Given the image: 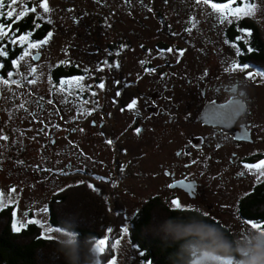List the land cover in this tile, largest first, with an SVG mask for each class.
<instances>
[{"label": "rangeland", "instance_id": "rangeland-1", "mask_svg": "<svg viewBox=\"0 0 264 264\" xmlns=\"http://www.w3.org/2000/svg\"><path fill=\"white\" fill-rule=\"evenodd\" d=\"M24 2L25 0H18L15 5L18 12L25 8ZM41 3H39L36 12L38 14L40 12L39 17L43 19V16H47L49 11L45 13L40 7ZM139 3L137 13L133 11L131 16L134 17L136 14V16L141 15L143 17L149 12L162 14L172 11L173 19L168 20V22L169 24L172 23L173 27L168 26V30L173 29V34L177 33L176 35H182L180 28L182 23L177 18L187 10L186 20H182V22H188L189 26V43L183 48L184 56L177 52L165 54L169 61L173 60V63L176 64L174 70L176 75H182L189 69L190 76L199 78L197 77L199 72L205 71L213 62H219L226 66L225 62H229L234 53V49L225 45L224 41L226 40L225 28L232 22V19L241 20L242 17L248 16L264 30V0H244L240 4L236 3V6L231 5L234 9L236 7L245 8L246 5L254 4L256 11L253 15H241L239 18L229 15L228 20L223 22L220 19L221 14L215 12L210 3L205 4L199 0H141ZM30 12V10L27 11L18 19L13 16L15 18L12 20L0 22H3L5 26L17 25L20 23V19L25 18ZM55 12L61 13L62 16L55 20H49L51 29L56 32L51 31V34L56 35L47 40V43L41 44L39 48L31 49V56L25 57L23 60L19 58L20 63L24 62V66H26V62L32 63L33 57L41 51L49 52L53 57L56 56L60 46L70 42L80 31L79 29L75 31L72 28L76 22L70 19V14H67L69 10L63 11V5H57ZM64 13L66 14L63 15ZM151 23L154 24L155 20ZM156 27L155 29H157ZM76 28H83V26L78 25ZM121 30L127 36L135 32L133 27H123ZM13 33L16 36L17 31H13ZM61 34L63 35L61 36ZM8 35L11 36L12 32L10 31ZM16 37L18 38V36ZM128 38L135 40L134 37ZM28 43H30L29 40L23 45L19 42L12 44L19 47L27 45L23 48L24 52L28 48ZM217 50L218 52H216ZM140 58L139 54L137 59ZM136 74L138 77L140 76L138 69ZM147 76L149 77L147 82H140L138 86V89L141 87L140 96L143 97V100H150V95L154 91L160 92L164 86L163 83H154L155 79L152 78V75ZM220 78L226 80L224 84L231 85L234 77L230 75L227 79L223 76L216 78L214 81L218 85H220ZM0 82L2 81L0 80ZM26 84L32 83L26 82ZM133 87L136 89L135 85ZM162 89L165 93L173 92L167 85ZM33 94L34 92L29 86H21L20 83H9L7 87L0 84V110H2L0 112V134L11 138L2 139L5 142L10 140V148L8 155L5 156L7 162L3 163L0 159V168L5 167L3 171L0 170V194H2L5 203V206L0 207V210L6 207L14 209L12 226L15 232H19L33 223L41 229L45 237L56 240L60 232L48 231V229H57L53 228L48 221V206L51 199L68 188L86 185L95 190V187H98L114 195H111L112 207L117 203L115 206L123 208L127 231L124 229L119 239L108 237L105 250L102 253L96 251L95 255L102 256L108 252V249H112V256L106 264H109L113 259H115L116 264H144L140 259L142 253L130 240L129 229L144 203L156 196H160L164 200L166 197H171L169 184L172 174L176 173L179 180L184 178L191 184L197 183V188L200 190L198 192L202 197L200 201L190 203V208L182 210L196 211L201 214L208 213V217L219 222L232 234L237 247L248 240V232L253 231V229L249 227L248 221L239 216V198L244 195L248 196L253 186L264 180V176L260 175V172L264 171V167H261L259 171L255 168L251 170L246 168L244 171L239 170L243 168L227 169L232 166L229 163L230 157L237 153L240 155L241 149L239 147L231 146L228 141L225 142V139L215 141V136L212 134L208 146L218 147L221 142L225 147H221V149L212 148L206 152L196 151L191 159L180 162L177 160L176 153L183 149L181 146L182 132L185 130V133L199 136L197 134L202 133L201 128L198 125H191L192 122H184L178 125L166 124L167 118L163 119L158 114L152 117L150 111L144 110V108L147 109V106L143 100L140 104L136 103L134 110L136 117L145 126L142 133L136 135L130 131L131 125L136 122L135 117H131L129 123H126L122 129L120 143L115 144L113 138L112 143L109 144L105 141L101 130L91 129L85 116H82L77 124L73 123L77 108L72 103V107L67 104L64 107L65 111L62 108L61 115L56 117V103L49 102L48 98L42 97L43 102L50 106L46 107L45 110L40 108V112ZM61 104H63L62 99ZM21 105L23 107H20ZM108 108L110 111L112 110L110 107ZM32 110L38 111L34 114ZM128 114L130 113L127 112L125 115L127 119L130 118ZM116 118L114 115V119ZM7 120L12 124H8ZM17 122L22 124L23 132L26 134L25 143L19 142L18 135L12 137L10 132L8 135L1 132V129L5 130V126L16 128ZM257 126L258 124L254 125V128ZM164 128L173 129L170 132L178 136L175 141L170 140L168 136L170 132L166 134L163 131ZM71 129H73V134L70 132ZM17 131L19 130L17 129ZM188 134L185 136L188 137ZM52 137L56 139L54 144H52ZM39 138L43 140L41 145L36 143ZM5 142L0 140V153L4 150ZM176 142L179 144L176 145ZM175 151L176 153H174ZM211 156L221 158L225 165L215 162L212 164L206 159V157ZM192 159L196 165H190ZM118 163L119 169L116 168ZM242 172L245 176L239 178L238 176ZM166 173L172 174L169 177ZM176 176L173 177L176 179ZM166 185H168L167 191L165 190ZM13 189L14 191H12ZM171 201L167 199L165 204L173 208ZM206 201L213 204L215 208H199L205 205ZM20 225L23 226L20 227ZM17 227H20L19 231H16ZM95 264H100L98 258Z\"/></svg>", "mask_w": 264, "mask_h": 264}, {"label": "flooded vegetation", "instance_id": "flooded-vegetation-1", "mask_svg": "<svg viewBox=\"0 0 264 264\" xmlns=\"http://www.w3.org/2000/svg\"><path fill=\"white\" fill-rule=\"evenodd\" d=\"M199 1L202 2V0ZM41 2L43 0H25L24 6L29 10L35 6L37 11ZM47 2L49 6L47 16H43L42 19L39 17L40 12L39 14L30 12L24 20L33 17L50 26L49 20H55L61 16V13L55 12L56 6L63 5V11L69 10L67 14H70V19L76 22L72 28L75 31L80 30L76 37L61 45L56 56L53 57L49 52L41 51L34 56L37 58H33L32 63L26 62V66H24V62L20 63L19 58L23 48L27 45L19 47L11 43L12 47L5 48L9 50L8 53L15 52L17 56L14 59H9L7 63H0L3 65L0 67V80L8 79L10 83L15 81L21 86H29L34 92L32 96L35 98L39 111L40 108L45 110L50 106L43 102L42 97L48 98L49 102L56 103V117L61 115L62 108L64 109L67 104L71 106L72 103L77 108L74 113V124H77L78 120L85 116L91 129L101 130L106 142L114 138V143L118 145L121 141L122 129L126 123H129L131 117H135L136 122L131 125L130 131L140 135L145 127L142 121L136 117L134 112L136 106L129 108L128 105L133 100L140 104L143 97L140 96L141 87L138 89V86L140 82H147V78H149L147 75H152V78L155 79L154 83H163L162 88L167 85L173 92L165 93L162 88L160 92L154 91L150 95V100H143L147 106V109L144 108V110L150 111L152 117L158 114L163 119L167 118L166 124L178 125L192 122L191 125H198L201 128L202 133L197 134L199 136L185 133V130L182 132L181 146L183 149L177 153L174 152L178 161L191 159L196 151L206 152L212 148L225 147L221 142L218 147H209L208 143H210L209 139L212 134L215 136V141L225 139V142L228 141L231 146L234 145L241 149L240 155L237 153L230 157L229 163L232 166L228 168L225 166V168H243L239 170L244 171L245 165H256L264 160V77L258 74L264 72V63L253 65L250 60L252 52L246 53L239 50L237 41L245 38L243 31H240V36L229 32L232 26L236 28V25L245 19L251 20L248 16L242 17L241 20L232 19V22L225 28V45L234 49L231 60L225 62L226 66L219 62H213L205 71L200 70L202 73L199 72L197 76L199 78H195L190 76L189 69L182 75H176L174 71L176 64L173 63V60L167 59V55L174 52L182 53L184 56L183 48L189 43V26L188 22H182V20L185 19L187 10L177 18L182 23L180 25L182 35H176L177 33L173 34V29L168 30V26L173 27L172 23L168 22L173 19L172 11L162 14L149 12L143 17L136 16V14L134 17L131 16L133 11L137 13L141 0H47ZM236 3L240 4L241 2H234L231 5L236 6ZM153 20H155L154 24L151 23ZM78 25L83 28H76ZM123 27H133L135 32L127 36L121 30ZM51 31L54 32L50 29L49 32L44 33L40 25L37 29L25 30L23 35L29 36L30 43L33 41L43 42L56 35L51 34ZM242 35L244 36L242 37ZM128 37H134L135 40ZM139 54L141 58L137 59ZM5 58H9V56L7 55ZM13 61H19V67L14 66ZM233 64L248 65V68L243 71L233 70ZM31 69H35V72H32ZM137 69L139 77L136 74ZM2 72H6L7 76L1 75ZM9 73L12 75L9 76ZM248 73L255 75L250 78ZM230 75L234 77L231 85L224 84L226 80L221 78L218 79L220 85L214 81L221 76L227 79ZM175 76L178 78H173ZM29 81H34V83L26 84ZM101 83L104 85L103 88L99 87ZM134 85L136 89L133 87ZM7 86L4 84V87ZM61 99L63 104H61ZM108 107L112 109V112ZM70 110L72 111V108ZM32 111L34 114L37 112L36 110ZM127 112L130 113L128 114L129 119L125 117ZM114 115L117 117L116 119H114ZM118 117L120 118L118 119ZM6 122L12 124L9 120ZM16 124V128L5 126V130L1 129V132L5 135L10 132L12 137L18 135L19 142L25 143L26 134L23 132L22 124L20 122ZM257 124L258 126L254 128V125ZM137 128L140 129L139 133L136 132ZM163 131L167 134L173 129L164 128ZM70 132L73 134V129ZM185 134H188V137L191 136L189 140ZM168 136L171 141H175L178 137L172 132ZM1 137L11 139L8 136L1 135ZM52 138V144H54L56 139ZM42 142L41 138L36 140L37 144L41 145ZM179 142L175 144L178 145ZM5 143L4 150L0 153V159L3 162H7L5 156L9 152L10 140ZM206 159L212 164L225 165L221 158L215 156L206 157ZM193 161L192 159L190 165H196V162ZM116 168L119 169V163ZM4 169L5 167L0 168L1 171ZM171 174L166 173L169 177ZM174 175L176 176V173L172 174L169 184L171 197H166L164 200L162 197L156 196L154 199H158L164 205H166L167 199H178L182 205L186 206L185 208H190V203L201 200L197 183L191 184L184 178L179 180L177 176L175 179ZM244 176L245 174L242 172L238 177ZM189 184L193 186L191 192L187 187ZM260 184H264V180L256 183L252 191ZM167 188L168 185L165 187L166 191ZM109 195L113 194L109 193ZM244 197L246 195L239 198L240 205ZM205 205L199 208H215L207 201ZM238 208L240 207L238 206Z\"/></svg>", "mask_w": 264, "mask_h": 264}, {"label": "trees", "instance_id": "trees-1", "mask_svg": "<svg viewBox=\"0 0 264 264\" xmlns=\"http://www.w3.org/2000/svg\"><path fill=\"white\" fill-rule=\"evenodd\" d=\"M242 1L244 0H235V2ZM211 2L229 3V0H211ZM20 20L17 25H11L12 34L13 31H17L18 37L23 35L25 30L37 29L40 25L44 33L51 29L49 25L37 18ZM229 30L231 34L239 36L240 31L245 33V38L237 42L239 50L246 53L252 52L250 60L253 65L264 63V30L258 23L245 19L236 25V28L232 26ZM7 39L4 38L0 45L12 47ZM5 51L9 52L6 48ZM8 56L9 58L0 57V63H7L9 59H14L17 55L12 52L8 53ZM1 75L7 76L6 72H2ZM112 200L106 190L98 187L94 190L82 185L61 191L49 202V224L53 228L61 229L72 226L79 234L82 242L79 264H95L97 258L100 264H106L111 258L112 249H108V252L102 256H96L95 252L98 241H106L108 237L119 239L126 226L123 208L112 207ZM178 216L183 217L182 220L177 221L178 223L189 224L201 220L213 225L223 232L228 242L236 246L232 234L211 217L196 211L176 210L164 205L158 199H151L140 207L138 216L129 229L130 240L142 253L141 262L144 264H189L181 248L189 241H174L172 235L163 227L167 217ZM239 216L245 221L264 222V184L257 185L248 196L242 199ZM13 220L12 207L0 210V264H67L60 251V245L55 243L56 240L45 237L41 229L33 223L15 232L12 226ZM190 241L193 245L206 243L201 242L199 238H190Z\"/></svg>", "mask_w": 264, "mask_h": 264}, {"label": "clouds", "instance_id": "clouds-1", "mask_svg": "<svg viewBox=\"0 0 264 264\" xmlns=\"http://www.w3.org/2000/svg\"><path fill=\"white\" fill-rule=\"evenodd\" d=\"M182 219V216L167 217L163 227L174 241H189L181 246L189 264H264V232H248V240L237 247L213 225L201 220L189 224L177 222ZM190 238L206 243L193 245ZM55 243L60 245L67 264H79L82 242L72 226L61 231Z\"/></svg>", "mask_w": 264, "mask_h": 264}, {"label": "snow or ice", "instance_id": "snow-or-ice-1", "mask_svg": "<svg viewBox=\"0 0 264 264\" xmlns=\"http://www.w3.org/2000/svg\"><path fill=\"white\" fill-rule=\"evenodd\" d=\"M202 2L205 3V4H209L211 2V0H202ZM234 2H235V0H229V3L223 4V5L216 4V3H211V8L215 12L221 14L220 19H221L222 22L223 21H227L229 15H234L237 18H239L241 15H253L254 12L256 11V6L254 4L246 5L245 8L236 7V8L233 9L231 7V4L234 3ZM17 3H18V0H0V21L12 19L13 16H16L17 19H18L21 16L25 15L27 11H29V9H27L25 7L22 11L18 12L16 7H15V5ZM40 7L43 9V11L45 13H47L49 11L47 0H43V2L40 4ZM30 11L31 12H36V7L33 6L30 9ZM229 22H231V21H229ZM10 31H11V25L5 26V24L3 22H0V41H2L7 36L8 40L11 43H14V44L19 42L21 45H23L24 43L28 42V40H29V36L28 35H21L20 37L17 38L15 36V33H13L11 36H9L8 33ZM42 43H47V40H45L43 42L28 43V48L24 50L23 55L20 57V60H23L25 57L31 56L32 53H31L30 50L39 48ZM169 51H171V50H169ZM7 55H8V52L5 51V46L0 45V57H6ZM33 58L35 59L37 57H33ZM13 65L16 66V67H19V61H13ZM0 67H3V65L0 64ZM246 68H248V65L241 66L240 64H233V66H232L233 70L239 69V70L243 71ZM31 71L35 72V69H31ZM258 74L260 76L264 77V72H260ZM11 75L12 74L9 73V76H11ZM254 75L255 74H253V73H248V76L250 78H252ZM2 82L5 85H8L10 83V81L8 79H4ZM11 83H16V82L15 81H11ZM29 83H34V81H29ZM99 87L103 88L104 87L103 83H101L99 85ZM135 106H136V101L135 100H133L132 103L128 105L129 108H135ZM20 107H23V105H21ZM136 132L139 133L140 129L137 128ZM0 139H5L6 140L7 137H0ZM108 143L111 144L112 141L109 140ZM245 167L248 168L249 170H251L252 168H255V169H257L259 171L261 169V167H264V160L260 161L256 165H245ZM260 175L264 176V171L260 172ZM100 179H103V178H100ZM90 187H91V185H90ZM187 187H188L190 192L193 190V186L191 184L187 185ZM12 191H14V189ZM171 205L176 210H182V209H184L186 207V206L182 205V203L178 199H173L171 201ZM4 206H5V203L3 202L2 194H0V207H4ZM203 215L204 216H208L209 214L208 213H204ZM248 223H249V227L251 229L264 232V222L248 221ZM22 226L23 225H20V227H22ZM20 227H17L16 231H19ZM63 230L64 229H61V228L48 229V231H56V232H61ZM109 231H111V230L109 229ZM125 231H127V229H125ZM47 238H50V237H47ZM117 243H119V241H117ZM105 246H106V241L105 240L98 241L97 244H96V251L102 253L105 250ZM113 247H115V245H113ZM109 264H116L115 259L110 261Z\"/></svg>", "mask_w": 264, "mask_h": 264}]
</instances>
